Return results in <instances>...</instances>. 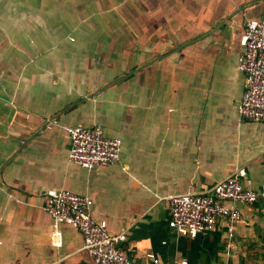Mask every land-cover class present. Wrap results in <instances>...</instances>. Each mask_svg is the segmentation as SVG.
Segmentation results:
<instances>
[{"label":"crops","instance_id":"0c3cea01","mask_svg":"<svg viewBox=\"0 0 264 264\" xmlns=\"http://www.w3.org/2000/svg\"><path fill=\"white\" fill-rule=\"evenodd\" d=\"M247 18L264 0H0V264H92L44 210L49 189L89 196L134 261L264 264V197L238 204L233 237L223 220L179 234L165 201L238 169L264 186V122L237 112ZM75 125L119 138L118 160L69 161Z\"/></svg>","mask_w":264,"mask_h":264},{"label":"built area","instance_id":"2783aa9c","mask_svg":"<svg viewBox=\"0 0 264 264\" xmlns=\"http://www.w3.org/2000/svg\"><path fill=\"white\" fill-rule=\"evenodd\" d=\"M239 43L242 50L237 69L244 77V88L237 112L241 119L264 122V20L247 18ZM57 123L56 118H51L44 127L50 129ZM68 134V160L82 168L108 167L119 158L122 141L106 136L100 125L71 126ZM245 175L244 169H238L206 191L167 196L168 226L195 238L213 230L223 220L228 237H233L241 217L238 204H250L264 197V186L255 190L247 184ZM44 195V210L55 223L73 226L80 232L82 248L92 264H188L184 258L162 260L152 251L145 252L142 261H134L120 246L126 240L125 231L112 233L106 220L95 219L89 196L66 189H49Z\"/></svg>","mask_w":264,"mask_h":264}]
</instances>
